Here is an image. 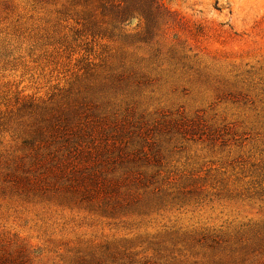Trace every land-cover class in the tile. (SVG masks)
<instances>
[{
	"label": "rangeland",
	"instance_id": "rangeland-1",
	"mask_svg": "<svg viewBox=\"0 0 264 264\" xmlns=\"http://www.w3.org/2000/svg\"><path fill=\"white\" fill-rule=\"evenodd\" d=\"M160 2L172 17L149 46L139 21L83 45L62 14L68 0H0V240L25 245L30 264H110L106 248L135 261L264 264V0ZM83 99L92 105L75 123L97 121L96 145L150 154L142 170L158 173L155 191L136 190L131 210L5 181L33 152L24 141L39 107Z\"/></svg>",
	"mask_w": 264,
	"mask_h": 264
},
{
	"label": "trees",
	"instance_id": "trees-1",
	"mask_svg": "<svg viewBox=\"0 0 264 264\" xmlns=\"http://www.w3.org/2000/svg\"><path fill=\"white\" fill-rule=\"evenodd\" d=\"M62 14L75 23L76 35L82 33L86 40L83 45L88 44L89 38L112 41L122 37L126 27L139 21L144 25L138 34L139 42L151 46L156 31L172 17L160 0H68ZM84 100L80 104L76 100L68 103L64 110L39 107L41 117L24 141L33 152L17 163L16 173L7 174L5 181L25 194L44 195L51 190L70 195L109 215L131 210L141 201L136 190L145 194L155 191L149 189L158 173L147 174L142 170L147 167L142 160L148 163L150 154L141 149L129 152L119 139L111 146L96 145L102 136L97 121L88 122V126L75 123L80 114H85L82 108L89 110L87 106L92 105ZM88 138L92 139L86 141ZM86 163L90 164L85 166ZM12 242L0 240V264H30L26 246L14 242L12 247ZM106 252L110 264H167L152 257L135 261L125 250L109 252L106 248ZM101 259H83L80 264H102Z\"/></svg>",
	"mask_w": 264,
	"mask_h": 264
}]
</instances>
